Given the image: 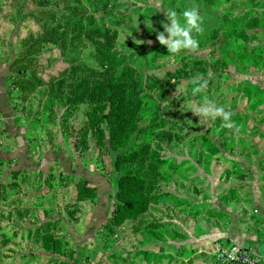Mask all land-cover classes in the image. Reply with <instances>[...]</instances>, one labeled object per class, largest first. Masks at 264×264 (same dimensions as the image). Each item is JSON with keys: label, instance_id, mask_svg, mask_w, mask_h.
<instances>
[{"label": "rangeland", "instance_id": "rangeland-1", "mask_svg": "<svg viewBox=\"0 0 264 264\" xmlns=\"http://www.w3.org/2000/svg\"><path fill=\"white\" fill-rule=\"evenodd\" d=\"M186 7L199 44L173 54L156 33ZM250 7L0 0V264H134L180 209L264 235V15ZM197 77L207 88L193 94ZM205 96L229 121L193 114ZM23 131L35 156L52 146L53 165L12 159ZM214 242L188 247L190 263L217 264Z\"/></svg>", "mask_w": 264, "mask_h": 264}, {"label": "crops", "instance_id": "crops-1", "mask_svg": "<svg viewBox=\"0 0 264 264\" xmlns=\"http://www.w3.org/2000/svg\"><path fill=\"white\" fill-rule=\"evenodd\" d=\"M246 1L252 6L249 8V11L251 10L249 12L251 13L250 17L264 15V0ZM246 11H248V9ZM7 76L8 73H6V71L0 72V99H5L8 94L6 84ZM3 107H5V110H2V112L6 113L7 111L8 113L10 111L9 114L3 113V117H5L4 121L8 123L13 122V124H15L13 127L20 126L19 121L8 120V117L12 115V111L10 110L11 106L9 105L8 101L5 102ZM26 135V131H23V133L20 134L19 139H17V143L19 144H15L16 146L12 147V149L9 151L13 153L12 159L17 157H20L21 159L22 155L26 154V157L27 155L31 156L32 161L36 158L39 160L36 163L38 165L37 168L39 169L44 167L41 166V164H46L45 167L50 164L53 165L57 160L58 154L54 152L52 146L47 149L46 156H42V158H40L39 155L35 156V153L32 152L31 148L26 146L28 145L27 141H25ZM10 137L13 138L14 136L11 135ZM45 160H50V162L47 163ZM84 181L88 182V186L95 188L97 187L92 186L91 184L93 183H91L90 180L85 179ZM177 217L178 219L166 220L168 225H171V227L167 229L168 231H166V240L160 244L161 246L156 249L153 246L150 247V243H147V247L139 251L142 252V259H139L138 262L134 264H213L207 261L204 262L201 259L190 263L188 257H197V252L193 251L189 255L187 248L190 246L195 247L198 244H206L208 242L215 241L214 243H216V241L218 242L219 240H221V242H236L248 248L251 252H257L261 257L259 264H264V235H261V237L253 236L254 232L251 230V228L247 232L244 229L240 231V229H236L235 227L224 229L219 226V219H201L200 215L193 216V219H187L186 214L181 209L178 211ZM188 261L189 263H187ZM103 263L107 264L108 262L104 261Z\"/></svg>", "mask_w": 264, "mask_h": 264}, {"label": "clouds", "instance_id": "clouds-1", "mask_svg": "<svg viewBox=\"0 0 264 264\" xmlns=\"http://www.w3.org/2000/svg\"><path fill=\"white\" fill-rule=\"evenodd\" d=\"M197 8H185L181 13L184 18V23L181 24L177 19V11L175 9H169L166 12V19L169 23L161 22L163 31L156 33L158 42L166 46L168 52L173 54L180 52L182 49H195L198 47V40L193 38L192 33H201V16L198 14ZM167 34V35H165ZM196 84L192 89L193 94L202 92L207 88V81H200L196 78ZM190 110L194 115L199 117L208 116H220L223 121L227 122L230 119V113L226 112L223 107H213L208 98L204 97V103L197 106H190ZM224 127L231 128L232 123H224ZM233 259L231 255L228 256V260Z\"/></svg>", "mask_w": 264, "mask_h": 264}, {"label": "built area", "instance_id": "built-area-1", "mask_svg": "<svg viewBox=\"0 0 264 264\" xmlns=\"http://www.w3.org/2000/svg\"><path fill=\"white\" fill-rule=\"evenodd\" d=\"M211 256L217 264H259L261 257L239 243L216 242L211 247ZM231 255L233 259L228 260Z\"/></svg>", "mask_w": 264, "mask_h": 264}, {"label": "trees", "instance_id": "trees-1", "mask_svg": "<svg viewBox=\"0 0 264 264\" xmlns=\"http://www.w3.org/2000/svg\"><path fill=\"white\" fill-rule=\"evenodd\" d=\"M86 187L90 188V189H95V187H91V186H88V183L87 182H82ZM249 250V249H248ZM252 253L258 255L257 252L253 251Z\"/></svg>", "mask_w": 264, "mask_h": 264}]
</instances>
